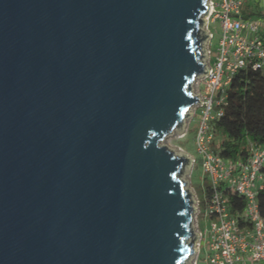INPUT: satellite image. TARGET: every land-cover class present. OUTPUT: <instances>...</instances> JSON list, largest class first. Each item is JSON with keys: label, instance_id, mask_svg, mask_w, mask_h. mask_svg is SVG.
<instances>
[{"label": "water", "instance_id": "water-1", "mask_svg": "<svg viewBox=\"0 0 264 264\" xmlns=\"http://www.w3.org/2000/svg\"><path fill=\"white\" fill-rule=\"evenodd\" d=\"M209 0H0V264H188Z\"/></svg>", "mask_w": 264, "mask_h": 264}, {"label": "built area", "instance_id": "built-area-1", "mask_svg": "<svg viewBox=\"0 0 264 264\" xmlns=\"http://www.w3.org/2000/svg\"><path fill=\"white\" fill-rule=\"evenodd\" d=\"M209 7L205 18L209 43L214 38L211 25L219 22L222 35L213 63L208 44V72L198 82L194 93L199 103L193 107L194 114L198 109L201 113L195 143L206 175L199 212L211 220L207 264H264V219L258 203L264 190V150L253 148L246 160L233 162L212 149V124L224 113L226 89L233 77L241 70H264V34L256 21L244 16L245 0H209ZM201 83L204 87L199 91ZM231 196L246 201L242 213H231ZM201 239L200 232L198 253Z\"/></svg>", "mask_w": 264, "mask_h": 264}, {"label": "trees", "instance_id": "trees-1", "mask_svg": "<svg viewBox=\"0 0 264 264\" xmlns=\"http://www.w3.org/2000/svg\"><path fill=\"white\" fill-rule=\"evenodd\" d=\"M226 92L224 113L212 124L214 151L228 161H244L253 148L264 150V70H241ZM217 134L221 135L218 148ZM258 203L264 219V190L258 194ZM229 204L233 215L246 208V201L238 196H231Z\"/></svg>", "mask_w": 264, "mask_h": 264}, {"label": "rangeland", "instance_id": "rangeland-1", "mask_svg": "<svg viewBox=\"0 0 264 264\" xmlns=\"http://www.w3.org/2000/svg\"><path fill=\"white\" fill-rule=\"evenodd\" d=\"M245 6L249 8V13H251V19L256 21L261 31L264 30V0H245ZM206 28V27H205ZM210 31L213 33L214 38L206 43L207 60H208V44L209 49L212 52L211 62L213 63L218 56V45L221 38V26L217 22L210 26ZM264 34V33H262ZM202 77L198 78L193 84L194 92L197 90L198 82H201ZM203 84L201 83L198 88L199 91L203 90ZM190 116L185 120L182 128L180 130L174 131L171 135L166 137L162 141L161 145H166L168 148L172 149L176 154L187 155L192 159V166H190L186 173L183 175L184 181L187 183V188L191 191L194 199V206L196 208L195 218H194V229L198 235V240L196 241L197 254L192 257L188 264H207V257L209 255V227L211 220L205 218L203 214L199 212L202 211V199L204 198V189L206 185V175L203 169V158L197 151V146L195 143L196 133L198 131L201 122V113L198 109L194 114V108L190 112ZM194 114V115H193ZM221 140V135H216V148ZM214 150V147H212ZM195 161V164L193 163ZM200 232L202 233L201 239V250L198 253V244L200 243ZM263 264V263H258Z\"/></svg>", "mask_w": 264, "mask_h": 264}, {"label": "crops", "instance_id": "crops-1", "mask_svg": "<svg viewBox=\"0 0 264 264\" xmlns=\"http://www.w3.org/2000/svg\"><path fill=\"white\" fill-rule=\"evenodd\" d=\"M250 15H251V13H249V8L245 6V8H244V16L248 17ZM261 32L264 33V30H262Z\"/></svg>", "mask_w": 264, "mask_h": 264}]
</instances>
